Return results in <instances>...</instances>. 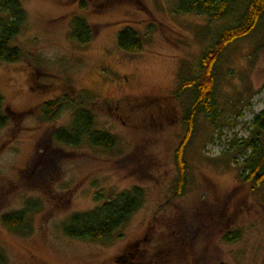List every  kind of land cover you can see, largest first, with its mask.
I'll list each match as a JSON object with an SVG mask.
<instances>
[{"label": "rangeland", "instance_id": "374dc122", "mask_svg": "<svg viewBox=\"0 0 264 264\" xmlns=\"http://www.w3.org/2000/svg\"><path fill=\"white\" fill-rule=\"evenodd\" d=\"M26 23L13 45L16 63H0V255L2 264H264V184L242 178L253 117L264 111V18L251 36L224 49L215 68V122L198 114L184 149L187 182L178 195L175 152L191 91L176 89L227 20L183 13L179 0H18ZM74 16L92 40L70 39ZM133 29L142 51L118 48ZM88 92L95 130L116 140L110 150L58 143L72 109L52 122L38 108ZM87 95V94H85ZM81 99H84L82 96ZM85 100H82V102ZM263 145H264V134ZM138 187L140 207L107 241L69 238L64 222ZM23 230L1 217L26 205ZM29 232V233H28ZM229 234H236L227 241Z\"/></svg>", "mask_w": 264, "mask_h": 264}, {"label": "trees", "instance_id": "16d2710c", "mask_svg": "<svg viewBox=\"0 0 264 264\" xmlns=\"http://www.w3.org/2000/svg\"><path fill=\"white\" fill-rule=\"evenodd\" d=\"M177 9L183 13L205 16L207 23L227 20V23L212 35L211 44L202 51L198 60V72L182 79L176 89V95L182 96L191 91L189 105L184 111L182 123L186 133L175 152L178 170L177 191L183 192L187 182L185 175L184 149L192 137V130L198 114L203 113L207 119L215 122L219 112L214 103L216 89L215 68L230 44L251 36L264 18V0H179ZM26 12L18 0H0V63H16L22 58L21 50L13 45L26 23ZM70 39L80 45L92 40L89 24L83 17L74 16L70 22ZM116 44L127 53L142 51V41L137 33L124 27L117 32ZM87 94V95H85ZM84 99H81V97ZM91 94L83 92L73 96H63L45 102L38 108L39 118L52 122L64 108L72 109L71 123L67 128L53 131L54 139L61 144L77 147L82 142L90 146L110 150L115 146V138L108 133L95 130L93 115L86 109ZM82 100H85L82 102ZM3 97L0 94V129L9 123V117L2 111ZM252 130L249 139L243 140L241 146L247 147L249 153L243 159L242 178L253 182L255 186L264 184V111L256 114L251 121ZM143 191L138 187L123 192L111 201L102 202L97 208L71 215L63 224L65 236L89 242L107 241L118 229L125 225L130 216L140 207ZM37 207L31 204L18 213L12 212L1 217L2 225L9 230L21 232L25 226L26 215ZM29 233V232H28ZM236 234H229L227 241H232ZM4 263L0 255V264Z\"/></svg>", "mask_w": 264, "mask_h": 264}]
</instances>
